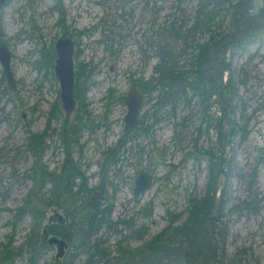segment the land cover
Wrapping results in <instances>:
<instances>
[{
	"label": "rangeland",
	"instance_id": "1",
	"mask_svg": "<svg viewBox=\"0 0 264 264\" xmlns=\"http://www.w3.org/2000/svg\"><path fill=\"white\" fill-rule=\"evenodd\" d=\"M263 1L252 3L256 12L263 7ZM55 4L56 0H9L0 8V41L11 53L10 67L16 85L12 91L0 64V248L8 243L15 248L20 246L33 226L29 216L15 221V210L32 184L27 174L34 158L26 148V137L28 131L44 130L55 103L62 107L54 74H46L38 61L40 52L54 51L56 41L65 34L74 42V68L93 71L86 93L89 127L79 132L80 144L73 146L72 157L87 178L88 187L104 176L108 202L113 204V222L133 217L137 226L147 229L142 239H123L127 231L121 226L100 228L96 236L114 254L120 239L124 246L136 247L163 229L167 224L166 211L182 213L178 222H183L190 202L206 193L210 166L202 149L213 147L216 153L217 130L208 128L202 120L203 113L192 90L185 93L173 114L171 107L157 105L158 90L149 97L143 95L140 117L146 115L144 123L150 125V130L128 137L117 164L102 170L100 164L103 152L122 135L126 107L117 98L132 89L133 81L139 84L141 80L156 78L159 49L154 31L173 20H180L179 25L184 20L190 26L201 8L200 2L61 0V12L54 9ZM226 16L222 12L216 20L218 24L223 21L221 34L232 28L230 17ZM210 28L217 31L216 25ZM209 35L201 32L198 40L206 42ZM160 42L166 44L163 39ZM181 44L180 41L177 47ZM227 58L232 73L225 74L223 80L233 81V112L231 107L223 112L222 107L215 106L209 113L212 123H222L223 134L231 127V123H225L228 116L243 126L247 134L245 137L238 131L232 135L231 145L223 148L218 161L223 175H218L216 185L221 204L215 216L221 219L218 230L225 240L222 259L225 264H264V32L244 47L234 48ZM181 62L185 64L184 57ZM109 90L112 99L107 98ZM182 122L184 127L179 126ZM59 124L60 120L55 119L51 129ZM48 134L50 147L43 161L55 169L63 153L56 134L52 130ZM141 168L151 173L154 181L150 189L135 197L134 179ZM147 203L152 204L150 216L139 213ZM51 211H47L43 225ZM23 251L14 264H28V254ZM56 252L54 245L44 249L37 264H67V260L84 264L86 260V253L75 255L74 247H68L59 259Z\"/></svg>",
	"mask_w": 264,
	"mask_h": 264
},
{
	"label": "trees",
	"instance_id": "2",
	"mask_svg": "<svg viewBox=\"0 0 264 264\" xmlns=\"http://www.w3.org/2000/svg\"><path fill=\"white\" fill-rule=\"evenodd\" d=\"M60 2L61 0H56L54 6L58 12H61ZM199 2L201 8L197 10L190 26L184 20L180 25L178 24L180 20H173L154 31L153 38L157 40L159 49L156 53L158 63L154 68L156 78L152 77L145 82L141 80L139 84L133 81L131 88L139 89L147 97L158 90L157 105L171 107L173 114L178 107L177 104L186 96L189 87L199 101L205 121V118L209 117L207 112L216 103L217 107H222L223 112L227 107H231L233 112L231 105L235 95L233 81L231 78L228 82L223 80L225 74L232 73L227 56L234 53V48L244 47V44L253 41L258 33L264 32V1L258 12L252 5L254 0H241L236 3L231 0ZM203 2H206V7ZM222 12H225L226 17H230L232 28L227 34L219 32L223 21L216 23ZM212 25L217 26V31H212L210 28ZM201 32L210 34L208 41L200 43L198 36ZM161 39L166 41L165 45L160 42ZM180 41L182 44L177 47ZM40 54L39 67L44 68L46 74L53 75L56 58L54 51L50 50L47 53L41 51ZM182 57L185 64L181 62ZM207 68L214 76V81L210 79ZM74 69L76 107L72 115L66 118L62 107L55 103L44 130L36 133L28 131L25 144L34 160L27 176L32 184L22 204L15 210V221L29 216L32 218L33 226L25 242L20 246L15 248L10 243L2 245L0 264H14L15 258L23 254V250L28 254V264H37L40 253L51 246L42 228L45 226L43 222L47 211L53 209L65 216V222L46 225L47 234L63 239L69 248L74 247L75 255L85 252L84 264H225L222 259L225 240L223 233L218 230L221 219L215 216L220 212L221 204L217 198L219 187L216 186L218 175H221L218 162L220 155L214 153L213 148L202 149L209 157L210 166L206 193L201 199H193L190 202L183 222H178L182 213L166 211V226L141 245L124 246L120 239L114 254L103 247L101 238L96 236L102 227L121 226L128 233L123 239H142L147 229L145 226H137L133 217L113 222L111 218L113 204L108 202L107 181L104 176L101 175L97 184L88 187L87 178L72 157L73 146L80 144L79 132L89 127L90 113L86 104V93L93 73L91 69L86 70V67L76 66ZM218 89H221V93ZM107 98L112 99V90L108 91ZM117 101L123 103L124 96L118 97ZM145 117V114L140 117L139 126L135 128L132 136L137 131L148 133L151 127L145 125ZM55 119L60 120V124L51 129V122ZM190 120L189 117L188 121ZM227 122L231 123V127L224 132L223 148L231 145V137L238 131L243 132L245 137L247 134L245 128L239 126L230 116L226 117L225 123ZM184 124L182 122L179 126L184 127ZM49 130L56 134L59 149L63 153V159L55 169H50L43 161L44 153L50 147ZM128 137L123 139L120 136L113 146L103 152L101 170L120 161V152L124 151ZM47 185L49 188H46ZM139 213L150 216L152 204L143 205ZM67 264H71L70 260H67Z\"/></svg>",
	"mask_w": 264,
	"mask_h": 264
},
{
	"label": "water",
	"instance_id": "3",
	"mask_svg": "<svg viewBox=\"0 0 264 264\" xmlns=\"http://www.w3.org/2000/svg\"><path fill=\"white\" fill-rule=\"evenodd\" d=\"M9 0H0V8L8 4ZM55 61L53 64V73L59 84V98L62 110L65 117L69 118L75 107L76 101L74 98V83H75V69H74V52L75 46L73 40L65 34L60 36L55 44ZM11 53L7 45L0 41V64L2 66L3 76L6 83L12 91H15V80L10 67ZM112 70V69H110ZM143 103V95L138 89H130L124 96V105L126 112L123 117V128L121 137L124 139L129 136L132 131L139 125V114ZM24 117V116H23ZM154 177L147 170L139 169L137 176L134 179L133 196L137 197L143 192L150 189L153 185ZM64 223L65 216L56 209H53L47 218V223L43 227V232L47 236L49 245H54L57 249L56 259L63 256L67 250L68 244L56 235H48L46 225L50 223Z\"/></svg>",
	"mask_w": 264,
	"mask_h": 264
},
{
	"label": "flooded vegetation",
	"instance_id": "4",
	"mask_svg": "<svg viewBox=\"0 0 264 264\" xmlns=\"http://www.w3.org/2000/svg\"><path fill=\"white\" fill-rule=\"evenodd\" d=\"M207 73H208V75H209V77H210V79H212L213 81H214V76L212 75V73H211V71H209V69L207 68ZM132 89H135V88H132ZM188 90H190L189 89V87H188V89H187V91ZM140 91V90H139ZM141 92V91H140ZM143 95V94H142ZM215 99V98H214ZM213 99V100H214ZM189 103V102H188ZM215 106H217V103L214 105V107ZM211 109H213V107H211L210 108V110L207 112V113H209L210 111H211ZM141 111V110H140ZM221 112V111H220ZM221 115H222V112H221ZM212 116L210 115V113H209V117L207 116V118H205V122H206V124H208V128H211V127H213L214 129H216L217 130V142H216V145H218L217 146V149H216V153L217 154H219L221 157H222V153H221V151H222V148H223V146H224V144H221L222 143V141H223V132L221 131V129H222V123L221 122H219V121H217L216 120V124H214V123H212V121H213V118H211ZM221 117H223V115L221 116ZM216 118H218V116H216L215 117V119ZM202 120H204L203 119V116H202ZM139 122H140V114H139ZM139 126V125H138ZM136 128V127H135ZM135 130V129H134ZM134 130L132 131V133L134 132ZM131 133V134H132ZM130 134V135H131ZM129 135V136H130ZM211 148H213V147H211ZM213 150H215L214 148H213ZM209 172H210V170H209ZM223 174H222V171H221V176H222Z\"/></svg>",
	"mask_w": 264,
	"mask_h": 264
}]
</instances>
